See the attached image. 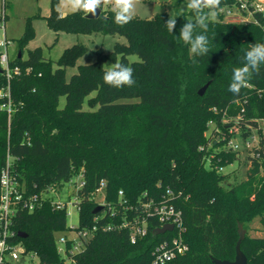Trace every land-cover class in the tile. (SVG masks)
<instances>
[{
	"label": "trees",
	"instance_id": "16d2710c",
	"mask_svg": "<svg viewBox=\"0 0 264 264\" xmlns=\"http://www.w3.org/2000/svg\"><path fill=\"white\" fill-rule=\"evenodd\" d=\"M182 1L172 2L177 23L169 32L168 11L151 18L133 16L121 26L111 9L93 19L83 11L62 15L54 0L45 17L52 30L119 34L127 39V44L116 43L112 52L98 50L97 60L79 65L70 79L67 67L75 64L85 47L67 48L56 66L40 47L29 50L24 59L23 49L35 34L31 18L27 19L19 39L21 57L18 54L11 66L31 71L11 79L16 103L11 119L0 111V174L8 152L16 176L29 193L59 189L82 173L85 184L79 191L75 229L98 226L81 251L65 257L57 250L56 234L69 229L67 209H57L49 200L34 212L21 209L13 225L14 239L37 255L39 264H154L152 250L163 237L154 227L135 244L128 229H101L121 221L120 190L129 203L139 202L147 193L171 197L181 209L189 250L165 264L234 260L239 224L246 232L241 249L248 262L264 264V236L250 233L255 221L264 230V137L260 134L259 144L247 150L251 166L245 179L230 183L221 171L240 158L239 150L225 148L230 126L237 124L244 138L253 129L262 131L264 64L253 72L248 82L252 87L235 95L229 86L233 69L243 66L250 47L264 44V14H256L257 22H227L219 9L233 0H221L217 20L209 23V52L194 56L179 39L182 25L195 21L191 10L180 9ZM134 54L140 61L130 63L128 56ZM106 61L130 66L136 83L121 88L105 84ZM5 83L0 67V88ZM62 96L66 103L60 107ZM84 102L90 109L83 108ZM236 103L241 118L222 124L225 111ZM218 128L225 138L217 140ZM101 180L106 181L105 200L115 207V215L110 210L103 216L95 212L98 204L93 196ZM21 232L25 238L18 235Z\"/></svg>",
	"mask_w": 264,
	"mask_h": 264
},
{
	"label": "built area",
	"instance_id": "2783aa9c",
	"mask_svg": "<svg viewBox=\"0 0 264 264\" xmlns=\"http://www.w3.org/2000/svg\"><path fill=\"white\" fill-rule=\"evenodd\" d=\"M102 6L101 9L103 10ZM219 10L227 22H257L256 14H264V0H233L232 4H226ZM8 44L7 39L0 41V46L5 49L4 52L0 53V67L6 78V83L0 88V111H4L10 120L16 111V103L12 95L11 79L15 75H20L22 70L19 66H11L12 60L9 58L7 50ZM247 87L252 86L248 83ZM260 122L264 123V119ZM261 129L264 134V126ZM228 131L230 137L227 138L225 148L234 151L240 149V144L234 142L232 139V136L237 131H239L240 136L242 135L240 127L234 124L229 127ZM221 138H225V136L222 134ZM259 142L260 136L253 137L252 141L245 140L242 147L249 150L257 146H254V143L259 144ZM14 171V158L8 152L5 165L0 174V264L7 262L19 264L20 259L29 254L21 242L14 239L16 232L13 229V225L21 209L34 212L47 200L57 209H67L69 203H74L79 209V191L85 184L83 174L79 173L64 183L59 189L53 187L41 193H29L26 186L19 181ZM65 184L69 186L66 194L68 199L66 201L50 197V194L63 190ZM105 186L106 181L101 180L93 198L98 206H102V214L100 216H103V213L107 210H110L115 215V207L105 200ZM118 194L119 205L122 207L121 221L116 226L111 224L102 225V230L111 231L114 228L128 229L130 242L135 244L147 236L151 226L154 227L155 232L156 229L162 228L165 225H172L171 230H166L164 233L158 234L163 237L155 244L152 250V262L154 264H165L185 254L189 250V246L184 238L186 227L183 222L182 211L174 204L171 197L166 198L163 196L161 198H155L153 196L149 197L147 193H144V198L139 199V202L133 204L129 203V200L125 198L123 190H120ZM97 196H102L101 200H97ZM100 216H95V220H98ZM97 231V225H94L92 228L78 230L79 242L71 240L66 236H60L56 239L58 252L68 257L69 254H75L81 251L85 243ZM68 246L70 247L68 248Z\"/></svg>",
	"mask_w": 264,
	"mask_h": 264
},
{
	"label": "rangeland",
	"instance_id": "374dc122",
	"mask_svg": "<svg viewBox=\"0 0 264 264\" xmlns=\"http://www.w3.org/2000/svg\"><path fill=\"white\" fill-rule=\"evenodd\" d=\"M54 0H0V41L7 39L9 44L7 46L9 58L15 59L20 53L19 39L24 33L26 21L31 18L34 28L33 39L24 47L22 57L26 59L28 57L29 50L35 48H42L43 55L46 59H50L56 66V61L62 56L67 48L74 45H82L85 50L78 56L73 66L67 67L66 75L67 79L78 72V66L83 64H91L98 58V50H102L104 53H109L114 50L116 43L127 44L126 37L119 34H103L101 32L93 33H71V32H56L52 30L46 21V18L52 11V3ZM173 0H138L135 6L133 16H139L141 18H151L159 12L168 11L171 17L175 16V9L172 4ZM56 9L60 14L65 15L71 13L68 9L61 5L60 0H55ZM103 10H113L112 3H107L102 6ZM182 11H189L187 8V0H183L180 4ZM40 14L41 16H37ZM2 19V20H1ZM4 47L0 46V53L4 52ZM129 62L140 61L138 55L128 56ZM113 65L111 61L104 62L105 69L109 70ZM25 74H29L30 67L22 69ZM66 103V97L62 96L59 101L60 107H63ZM84 109H90L87 102H84ZM96 108V107H95ZM241 116V110L239 104L230 106L225 111V117L222 119V124H227L229 121H235ZM264 123L261 122V127ZM217 140L222 137V128H218ZM264 136L263 131L259 129H253L249 136L246 138L239 135V131L235 132L232 136L234 142L240 144L239 156L240 158L234 161L232 164L227 165L221 169V171L227 175V181L233 183L237 180H243L246 178V172L251 166V161L247 157V150L242 147L245 140H253V137ZM221 136V137H220ZM258 143H254V146ZM211 146V145H210ZM224 147V146H222ZM220 147V148H222ZM219 148V149H220ZM263 172H261V175ZM63 190H59L57 193L50 194V197L55 199H62L66 201L68 184L64 185ZM102 196H97V200H101ZM67 226L68 230L61 233H57L56 237L66 236L71 240L79 242V234L75 229L79 226V209L74 203L67 205ZM250 233L255 236H264V230L259 221H255L250 228ZM59 244V243H58ZM19 264H39V257L33 253L27 254L22 257Z\"/></svg>",
	"mask_w": 264,
	"mask_h": 264
},
{
	"label": "clouds",
	"instance_id": "9594fccd",
	"mask_svg": "<svg viewBox=\"0 0 264 264\" xmlns=\"http://www.w3.org/2000/svg\"><path fill=\"white\" fill-rule=\"evenodd\" d=\"M60 2L70 12L83 11L86 14L91 13L93 16L102 5L111 2L115 12V23L122 26L133 19V12L138 0H60ZM220 4L221 0H187V8L195 14V21H188L182 25L179 39L189 46V51L194 56L208 54L209 23H214L217 20L216 10ZM176 23V17H169L165 22L167 30L174 32ZM244 61L242 67L233 69L229 91L235 95H239L241 88L248 86L253 72H258L260 66L264 64V44H253L245 53ZM133 71L130 66L125 64H115L104 73V83L115 88L132 87L136 83L133 79Z\"/></svg>",
	"mask_w": 264,
	"mask_h": 264
},
{
	"label": "water",
	"instance_id": "95a60500",
	"mask_svg": "<svg viewBox=\"0 0 264 264\" xmlns=\"http://www.w3.org/2000/svg\"><path fill=\"white\" fill-rule=\"evenodd\" d=\"M101 12H102V9L99 8L97 9L96 11V15H92L91 13L89 14H86V17L87 18H90V19H93V18H97L101 15ZM19 57H21V53H19ZM208 83L205 84L200 90H199V94L200 95H203L208 87ZM102 209V206L99 205L97 206V208L95 209V212H99L101 211ZM172 225H165L164 227L162 228H158L155 230V232L157 234H162L164 233L166 230H171L172 229ZM238 233H239V238L237 240V243H236V247H235V251H236V255H235V258L234 260H221V259H213V263L214 264H253V263H249L248 262V259L246 257V255L244 254V252L242 251L241 249V244H242V241L245 237V230L242 228L241 224H239V229H238ZM21 238H25L26 237V233H19L18 234Z\"/></svg>",
	"mask_w": 264,
	"mask_h": 264
}]
</instances>
